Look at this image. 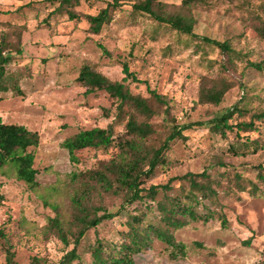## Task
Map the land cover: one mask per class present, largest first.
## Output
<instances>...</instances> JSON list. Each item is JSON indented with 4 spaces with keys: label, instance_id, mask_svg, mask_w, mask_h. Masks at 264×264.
Returning a JSON list of instances; mask_svg holds the SVG:
<instances>
[{
    "label": "rangeland",
    "instance_id": "1",
    "mask_svg": "<svg viewBox=\"0 0 264 264\" xmlns=\"http://www.w3.org/2000/svg\"><path fill=\"white\" fill-rule=\"evenodd\" d=\"M144 1L125 0L120 8L110 9L112 21L100 35H94L85 17L98 15L107 7V0L81 2L73 7L78 15L73 21L68 8H59V0H0V45L12 56L0 91V120L24 126L41 137L39 147L29 149L35 154L38 187H28L13 172L0 175V227L8 239L0 240V264L6 262L9 245L16 264H32L34 258L43 264H60L74 246L67 247L43 233L49 219L55 217L53 206L58 205L67 218L76 187L70 175L96 169L117 153L115 148L86 150L78 154L80 163L73 164L62 148L69 137L82 130L105 128L116 116V107L106 93L85 94L86 88L77 82L87 64L114 82L123 80L122 66L128 64L141 84L130 81L127 86L132 94L149 99L157 112L151 123L159 134L172 123L206 124L235 107L243 110L229 121L234 131H227L226 137L211 132L208 126L188 130L185 141L172 145L171 164L159 167L145 182L146 188L165 186L171 178L209 171L231 191L222 189L220 202H203L209 212L203 208L199 212L212 213L211 220L191 223L176 232L177 241L186 245L185 257L171 259L172 249L156 241L135 258L137 264H264V190L256 184L261 192L250 194L251 180L257 183L256 166L264 164V123L255 124L258 132L236 129L237 124L250 122L254 113L264 112V0H252L249 5L245 0H206V5L193 11L194 34L199 38L133 12V5ZM163 1L169 5L181 2ZM204 37L229 42L230 55L202 41ZM251 64H260L262 70ZM212 80L223 82L228 92L218 107L200 105L201 84ZM148 89L161 95L169 110L151 100ZM115 130L123 133L124 124L117 123ZM257 137L261 149L256 154L245 158L231 155V145ZM225 170L242 178L244 191L223 180L220 175ZM172 185L168 195H181L177 182ZM163 197L160 191L157 200ZM93 201L110 212L122 205L121 198L106 194ZM135 207L129 211L135 212ZM222 217L227 220L225 228ZM125 220L121 216L90 230L77 249L80 259L73 264H90L89 251L97 239L119 242Z\"/></svg>",
    "mask_w": 264,
    "mask_h": 264
},
{
    "label": "trees",
    "instance_id": "2",
    "mask_svg": "<svg viewBox=\"0 0 264 264\" xmlns=\"http://www.w3.org/2000/svg\"><path fill=\"white\" fill-rule=\"evenodd\" d=\"M23 2L25 0H16ZM59 8H68L66 11L71 21L78 19L76 7L87 0H59ZM107 7L98 15H87L90 32L100 35L103 27L112 21L110 9H118L125 0H107ZM252 0H245L249 5ZM261 1V0H260ZM262 2V1H261ZM207 4L206 0H181L177 5H169L163 0H145L133 5V12L147 14L156 22L167 25L174 31L199 38L194 34L196 19L193 11ZM259 8L263 7L259 5ZM20 10V9H18ZM264 37V23L261 30ZM207 44L215 46L223 55H230L232 49L229 42H219L207 37L202 38ZM104 54L108 51L99 45ZM20 54V51H19ZM12 56L6 54L4 47L0 45V91L3 80L7 77L6 68L10 64ZM262 70L261 65H253ZM124 78L121 82L111 81L91 65L81 68L77 82L86 88L85 94L104 92L116 107L114 121L105 128L82 130L62 143L73 164H79L78 154L86 150L117 149L116 155L107 162H102L96 169L82 173H72L70 182L75 190L70 199V212L67 218L60 212V207L54 205L55 217L49 219L44 227L46 236H54L65 246L73 245L60 264H73L80 259L77 249L90 230L97 229L101 224L113 221L121 216L126 218L123 223L124 229L120 231L119 242H105L97 239L90 249V264H137L136 257L151 249L154 242L162 243L172 249L170 258L177 260L186 255V245L178 242L176 232L194 222H208L212 213L202 214L201 208L207 209L203 202H220V194L230 187L223 186L219 177L211 175L209 171L194 174L188 173L180 177L171 178L167 185H153L145 187V182L153 178L159 167L167 168L171 161L169 153L171 147L177 141H185V133L196 126H208L209 130L222 137H226L227 131H234L229 121L243 112L238 107L228 111L218 119L208 123L179 125L172 123L159 134L151 120L157 116L149 99L132 94L128 82L140 83L136 75L130 71L128 64H123ZM218 80L204 81L199 91L198 103L218 107L222 104L228 89ZM149 90V89H148ZM17 94L22 91L16 87ZM151 100L157 104L166 106L164 98L156 91H148ZM244 96V95H243ZM2 98L0 97V101ZM167 114L168 111H166ZM117 123L124 124V132L117 133ZM264 123V112L254 113L250 122L236 125L238 131L256 132L255 124ZM258 132V131H257ZM240 136L238 133L236 137ZM41 137L37 132L31 131L24 126L5 124L0 120V175L13 172L16 179L24 182L28 187H38V171L34 168L35 154L29 149H37ZM259 138L241 140L238 144L229 147L233 156L242 158L256 154L260 149ZM256 180H251L250 194L257 196L261 191L256 184L264 190V164L256 166ZM223 174V175H222ZM220 176L226 183L233 182L237 191H244L240 183L239 175L233 177L225 170ZM177 182L181 189V195H168L173 190V183ZM260 187V188H261ZM164 193L161 200H157L159 192ZM103 194L122 199V205L116 212H110L102 206H97L93 199ZM3 196L0 194V200ZM135 212L129 211L130 207ZM209 212V209H207ZM222 228L227 226L225 217L221 219ZM0 240L7 242V235L0 227ZM251 241L247 244L250 245ZM198 247L202 248L201 244ZM6 262L4 264H16L13 246L6 248ZM32 264H43L37 258Z\"/></svg>",
    "mask_w": 264,
    "mask_h": 264
}]
</instances>
